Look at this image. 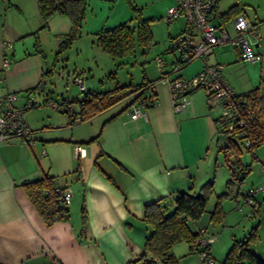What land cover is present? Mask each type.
<instances>
[{
    "label": "crops",
    "instance_id": "obj_1",
    "mask_svg": "<svg viewBox=\"0 0 264 264\" xmlns=\"http://www.w3.org/2000/svg\"><path fill=\"white\" fill-rule=\"evenodd\" d=\"M233 5H238L241 12L258 25L262 36V46L258 49L261 60L250 61V64L259 63V71L257 65L254 66L255 75L264 76V11H259L264 6L257 2L258 8L246 9V5H251L246 0L227 3L217 0L214 19L229 20L233 14L224 19L221 14ZM169 6L167 4V8ZM56 16L59 15H53L44 24L36 0H0V94L16 92L15 105L18 107H24L27 100L33 98L43 107L52 101L64 109L63 101L74 98L61 96L57 101L53 97L48 80L53 63L39 48L46 31L53 33L54 22L64 24V18ZM183 26L184 19L180 30ZM100 29L95 26L92 33L96 34ZM64 33L54 36L56 49ZM3 59L9 61L5 69L2 68ZM206 59L207 54L205 60H201L203 65ZM77 74L74 72V78ZM254 79L249 81L255 86L259 79ZM42 81L43 88L40 89ZM158 86L154 87L156 101L146 110V118H130L128 107L135 99L134 95L83 121L71 120L67 113L55 108L38 110L40 117L35 121L30 115L26 117L25 109L24 121L37 132L36 141L27 144L16 138L0 140L2 264H130L141 253L149 230L143 220L146 204L163 197L171 203L179 192H196L203 182H214L209 175L207 158L202 163L206 168L203 173H194L199 171L197 165L203 158V147L213 138V133L217 141L212 109L205 104L199 107L191 99L177 116L171 110L167 91L159 90ZM209 100L206 98L211 106ZM74 107L78 117L79 106L74 104ZM191 118L200 119L199 129L182 125ZM176 120L181 126L176 125ZM187 133L188 136L197 135L195 145L184 146ZM77 143L85 145L78 158L73 152ZM63 148L66 150L61 151ZM43 152L49 155L48 160L38 159ZM46 175L54 177L57 185L65 186L71 192L68 218L50 225L45 224L23 185L27 179ZM81 207L86 212L84 228ZM210 212L206 207L201 218L190 225L191 229L198 230L204 224L208 228L215 227L209 220ZM178 244L172 247L175 256ZM183 248L184 253L179 256L185 260L187 257L182 256L191 252L188 243ZM213 251L210 244L211 255ZM193 259L195 257H188L184 264H191Z\"/></svg>",
    "mask_w": 264,
    "mask_h": 264
},
{
    "label": "rangeland",
    "instance_id": "obj_2",
    "mask_svg": "<svg viewBox=\"0 0 264 264\" xmlns=\"http://www.w3.org/2000/svg\"><path fill=\"white\" fill-rule=\"evenodd\" d=\"M223 1L227 3L235 0ZM246 1L251 4L249 6L246 5V9L258 8L256 6L257 2H260L264 6V0ZM173 3V0H91V4L88 5L86 10V18L80 29V35L68 46H59L56 49L54 36H60L63 32H68L70 26L68 17L58 14L59 16L56 17L64 18V24L61 21L54 22L55 25L52 27L53 33L49 34L47 30V34L39 46L47 54L48 58H51L53 63L52 70L48 76L53 97L58 101L61 96H73L75 98L83 96L79 85L74 81V72L82 77L86 91L92 89L104 91L112 89L116 85H131V87H134L142 82L152 81L154 87L158 84L159 90L161 89L162 91L164 88L167 91L173 114L180 116L184 109L178 112L173 111L169 88L161 77L162 71L169 72V78H173L176 75L172 70L178 54L171 48L169 36H175L181 31L183 19L177 18L170 22L164 19L167 4L171 6ZM259 11H264V7L260 8ZM144 18L148 19L147 22L152 37L149 42L144 44H140L135 40L131 52L113 57L106 51L101 50L96 44L95 34L92 33L95 26L98 28H108L122 22H129L134 27L139 19ZM214 21L217 23L220 19H214ZM220 22L229 26L228 19ZM231 33L233 35L232 31ZM156 57H159L164 62L162 71L158 68ZM201 60V58H195L181 68V78H191L198 72L203 67ZM204 62L209 65H219L221 75L235 93L250 89L254 86V83H252L253 81H249V79L253 80L257 78L258 81L260 77L259 73L255 75L256 68L254 67L257 65L256 67L259 71V63L251 65L250 61L243 60L231 42L221 43L212 47L208 51L207 59ZM185 97L187 100L192 99L194 102H197L199 107L205 104V107L211 108L215 118L220 117L222 114V106L217 99L210 98L209 102L211 106H209V103L206 102V92L202 88L194 90ZM43 108L50 109L47 104L45 107L39 105L27 108L25 111L26 117L30 115V117L37 121L38 117H40V115L37 116V111ZM176 125L178 127L181 126L177 120ZM182 125L188 126L190 129H199L202 122L199 118H191L186 120ZM212 136L213 138L208 140L209 143L203 147V158L199 160L197 165L199 171L197 173L194 172L198 175L201 172L203 173L206 168L202 166V163L207 158L210 165L209 175L214 180V194L208 201V210L214 208L217 195L225 191L226 182L231 178L229 163H234V165H238L243 169L242 173L232 180V195L224 196V198L220 199L222 208L221 220L213 222L215 227L208 229L210 235L215 236L214 240L210 242L214 250L213 255L210 254L212 259L210 264H225L226 254L234 241L246 242L250 250L264 259V195L261 193L254 195L255 206H251L243 200L249 188L264 186V144L256 147L254 150H250L245 147L243 141L234 137L233 141L235 143H232L230 151L225 153L221 150V147L226 143L224 135L216 134L217 141L214 133ZM196 137L195 133L189 136L187 133L184 146L193 144L196 141ZM82 146L85 147L84 144ZM65 150L66 148L61 149V151ZM42 154L38 156V159L48 160L49 155L46 156L44 154L45 156H42ZM179 243L181 245L177 243L178 245L175 246V251L178 252L175 254L179 257V264H184L188 257H195L196 259L191 260V264H205L201 261L200 253L195 250L190 255L185 253L182 256L187 257L185 260L180 259L179 254L184 253L183 247L187 243Z\"/></svg>",
    "mask_w": 264,
    "mask_h": 264
},
{
    "label": "trees",
    "instance_id": "obj_3",
    "mask_svg": "<svg viewBox=\"0 0 264 264\" xmlns=\"http://www.w3.org/2000/svg\"><path fill=\"white\" fill-rule=\"evenodd\" d=\"M36 1L38 14L44 24L55 14H63L68 17L70 23L69 30L60 42V47L68 46L80 35V29L85 19L89 0ZM215 8L216 3L213 13ZM240 12V7L233 5L226 12L222 13L221 17L224 19ZM147 21L148 19L146 18L139 19L134 27L129 22H122L112 27L101 28L95 34V42L101 50L106 51L113 57L125 55L133 50L135 40L140 44L150 41L152 36ZM188 63L189 61L180 60L177 55L175 65H178V73ZM162 68L160 69L161 71ZM164 73L167 72L162 71V75ZM179 75L181 76L180 73ZM147 85H153V82H142L134 87H131V85H116L114 88L106 91H86L83 89L81 90L83 92L81 98L74 97L63 101L66 104L64 109L60 104H57L60 106L59 110L67 113L71 120L77 119L83 121L97 111H101L128 96L134 95L136 99L138 96L137 92L147 87ZM193 91L192 89L187 90L184 94H189ZM206 98L209 99L211 96L206 94ZM70 104H78V112L80 113L78 117L75 115V107L72 113L69 112L68 107ZM153 104L147 105V107ZM233 109L243 122L241 126L237 123L238 119L236 121L231 118L227 119L222 114L215 120L217 134H223L226 139V143L221 147V150L225 153L230 151V145L235 143L233 141L234 137L241 141H244V139L249 140L250 144L248 146L245 145V147L250 150H254L256 147L264 144V76L259 78L258 83L254 87L244 92L235 93ZM231 120L234 125L232 132L226 128L227 123ZM242 132L244 135H241ZM242 169V167L235 165V170L231 171V178L226 182L225 191L217 195L216 204L210 212L209 220L212 223L221 220L222 208L220 199L224 198V196L232 195V180L242 173ZM23 185L27 196L45 224L50 225L58 220L68 218L69 204L67 205L63 202L60 191L55 189V187L59 189L66 187L57 185L54 177L46 175L37 179H27ZM213 194V181L209 180L201 184L196 192L183 191L177 193L171 203L163 197L146 204L144 206L143 220L146 222L149 230L144 238L141 253L130 264H179V257L175 256L172 252V247L179 242L188 243L190 252H194L195 241L200 236V228L202 226L194 231L190 225H194L205 213L208 201ZM80 213L82 228H84L86 224L84 207H81ZM209 247L210 244L199 249L196 248V250H206L210 254ZM224 263L264 264V259L250 250L246 242L234 241L226 254ZM0 264L2 263L0 262Z\"/></svg>",
    "mask_w": 264,
    "mask_h": 264
},
{
    "label": "built area",
    "instance_id": "obj_4",
    "mask_svg": "<svg viewBox=\"0 0 264 264\" xmlns=\"http://www.w3.org/2000/svg\"><path fill=\"white\" fill-rule=\"evenodd\" d=\"M173 5L167 8L164 19L168 22L182 17L184 19V28L177 35L171 37V48L175 50L183 61H191L195 58L205 60L208 51L221 43L231 42L238 50L240 57L245 61L258 62L261 60V53L258 50L262 46V36L258 30V25L252 23L248 17L240 12L233 15L229 20L230 28L222 22L214 21L213 8L217 0H173ZM233 32V35L231 33ZM158 68L161 69L164 62L156 57ZM9 66V61L3 59V69ZM178 65H175L172 72L178 73ZM164 82L167 84L174 112L182 111L188 103L186 95L187 90L204 89L206 94L217 99L222 106V115L233 120L238 119L241 126L242 121L233 109L234 90L228 86L220 72L219 65H209L205 63L203 67L191 78H181L175 75L169 78V72L162 75ZM2 76L0 75V80ZM74 81L79 85L80 90L84 89L82 77L77 76ZM146 91V92H144ZM144 92V93H143ZM137 98L129 105L128 112L131 119L137 117L146 118L147 105L156 101L154 95V86L147 85L144 89L139 90ZM17 93L8 91L0 94V140L20 139L27 144L36 141V132L29 128L24 121V111L26 108L40 105L33 98H29L24 107L15 105ZM50 108L59 109L60 106L52 101L47 103ZM69 112L74 111V105L70 104ZM227 130L233 131L234 125L232 120L227 123ZM241 135H244L242 132ZM244 145L248 146L250 141L244 139ZM85 150L82 144L77 143L73 147L76 158ZM45 154V152H43ZM231 171L235 170V165L229 163ZM65 204L71 202V192L68 188L59 189ZM264 195V186L249 188L243 197L244 202L255 206L254 195ZM208 226L204 224L200 228V236L195 241L196 248L204 247L214 240L208 232ZM201 255V261L210 264L212 259L210 254L205 250L197 251Z\"/></svg>",
    "mask_w": 264,
    "mask_h": 264
},
{
    "label": "water",
    "instance_id": "obj_5",
    "mask_svg": "<svg viewBox=\"0 0 264 264\" xmlns=\"http://www.w3.org/2000/svg\"><path fill=\"white\" fill-rule=\"evenodd\" d=\"M39 88H40V89L43 88V81L39 84Z\"/></svg>",
    "mask_w": 264,
    "mask_h": 264
}]
</instances>
